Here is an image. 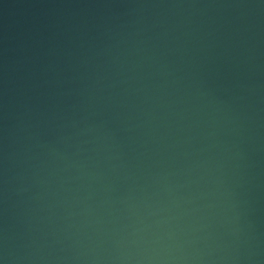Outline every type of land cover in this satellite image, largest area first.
I'll return each instance as SVG.
<instances>
[{
  "label": "water",
  "instance_id": "95a60500",
  "mask_svg": "<svg viewBox=\"0 0 264 264\" xmlns=\"http://www.w3.org/2000/svg\"><path fill=\"white\" fill-rule=\"evenodd\" d=\"M0 264H264V0H98L0 43Z\"/></svg>",
  "mask_w": 264,
  "mask_h": 264
}]
</instances>
